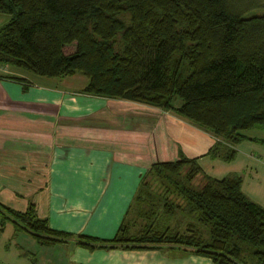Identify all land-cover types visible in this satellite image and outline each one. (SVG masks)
<instances>
[{
  "label": "trees",
  "instance_id": "obj_1",
  "mask_svg": "<svg viewBox=\"0 0 264 264\" xmlns=\"http://www.w3.org/2000/svg\"><path fill=\"white\" fill-rule=\"evenodd\" d=\"M263 7V0H0L9 17L0 27V65L45 79L80 75L81 95L169 111L216 139L205 155L230 162L240 142L264 145L243 134L264 130V14H248ZM0 210L38 246H173L212 264H264V209L241 192L238 176L211 178L181 154L141 176L131 214L143 224L131 234L125 224L109 240L56 231L31 204ZM175 212L191 220L184 232L163 224Z\"/></svg>",
  "mask_w": 264,
  "mask_h": 264
},
{
  "label": "crops",
  "instance_id": "obj_2",
  "mask_svg": "<svg viewBox=\"0 0 264 264\" xmlns=\"http://www.w3.org/2000/svg\"><path fill=\"white\" fill-rule=\"evenodd\" d=\"M7 67L0 75L22 82L0 79V206L24 212L31 204L50 229L68 234L109 240L122 224L131 234L143 224L131 214L141 176L181 154L211 178L238 176L241 192L264 209L263 144L244 140L230 162L212 159L205 154L216 139L169 111L81 95L82 79L76 87L53 85ZM59 89L78 95L67 99ZM136 116L149 125L136 124ZM0 229V264H212L180 247H43L12 223Z\"/></svg>",
  "mask_w": 264,
  "mask_h": 264
},
{
  "label": "rangeland",
  "instance_id": "obj_3",
  "mask_svg": "<svg viewBox=\"0 0 264 264\" xmlns=\"http://www.w3.org/2000/svg\"><path fill=\"white\" fill-rule=\"evenodd\" d=\"M264 1V0H263ZM256 9H258V8H256ZM255 9V11H251V12H249L248 14L249 15H261V14H264V7L263 8H261V9H258V10H256ZM8 16L7 15H5V14H0V27L2 26V25H4L6 22H7V20H8ZM73 51V45H70V46H68V47H64L63 48V52L65 53V54H68V53H71ZM7 66H3V65H0V72H5L4 71V68H6ZM7 69H10L9 71H11V70H14V68H12V67H7ZM28 75H30V74H28ZM33 77H37V76H34L33 75ZM41 79H45V78H42V77H39V81L41 80ZM79 79H82V81H83V84H85L86 83V79L84 78V77H82V76H80V75H74V76H71L70 78L68 77V78H63V79H52V80H50V81H52V83H53V85H60V86H73V87H76V86H79V84H80V80ZM69 89V88H68ZM60 90V92H61V95L63 96V97H67V99H69L70 97H73V96H75V95H78L77 93L75 94L74 92H70L69 90L68 91H66V90H61V89H59ZM74 93V94H73ZM179 103V101L178 100H175L174 101V104H178ZM160 110V109H159ZM95 117L96 118H98L99 117V112H97L96 114H95ZM135 122H136V124L138 123V125H143V126H147V125H149V123H147V121H145L144 119H143V117H141V116H136L135 117ZM141 123V124H140ZM243 134L244 135H253V136H258V137H262V138H264V130H261V129H257V128H254V129H251V130H248V131H245V132H243ZM166 161H171V160H168V159H166ZM199 182L197 181V182H194V184H198ZM5 215H4V212H2L1 210H0V221L1 220H3L5 223L7 222V219L4 217ZM178 216V218H176L178 221H175V218H172L171 219V223H172V225L171 226H173V229L175 230V228L178 230V232L180 231V232H184V228H185V224L186 223H188V222H190L191 220L189 219V218H187L184 214H181V213H179V212H175V214H174V217H177ZM159 217V216H158ZM165 220V217H162L160 220ZM159 220V221H160ZM168 223V222H167ZM167 223H166V221L163 223L164 225H167ZM7 225H9V224H7ZM177 225V226H176ZM161 226V225H160ZM175 227V228H174ZM198 228V226H196L195 225V227L194 228ZM162 228V227H161ZM140 228H137L136 230H139ZM170 229L172 230V227H170ZM136 230H132V233H134ZM155 230H157V231H159V229H158V227H155ZM170 232V231H169ZM168 233V232H167ZM4 235H6V234H4ZM6 239V236H2V237H0V241L1 240H5Z\"/></svg>",
  "mask_w": 264,
  "mask_h": 264
}]
</instances>
